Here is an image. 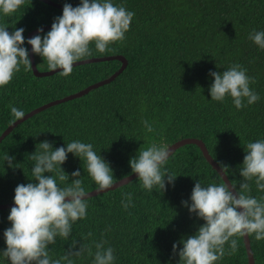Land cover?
Listing matches in <instances>:
<instances>
[{"label": "trees", "instance_id": "obj_1", "mask_svg": "<svg viewBox=\"0 0 264 264\" xmlns=\"http://www.w3.org/2000/svg\"><path fill=\"white\" fill-rule=\"evenodd\" d=\"M0 0V204L116 182L201 140L264 264V0ZM164 148V149H163ZM0 264H248L239 210L196 143L119 187L0 208Z\"/></svg>", "mask_w": 264, "mask_h": 264}, {"label": "water", "instance_id": "obj_2", "mask_svg": "<svg viewBox=\"0 0 264 264\" xmlns=\"http://www.w3.org/2000/svg\"><path fill=\"white\" fill-rule=\"evenodd\" d=\"M44 1L49 2V3L53 4V5L61 7V8H65V9L68 8V7H64V6L60 5V4H57L55 2H52L50 0H44ZM70 21H72V19L61 20V21H58V22L48 23V24H45V25L40 26L38 28H34V29L30 30L27 33L28 56H29V60L31 62V68L33 70V74L36 77L52 75L55 72L60 71L61 69H64V68L69 67L71 65H75L77 63H90V62H94V61L117 59V60H119L121 62V66L109 78H107L106 80L95 82V83L87 86L86 88H84L82 90H79V91L74 92L72 94H69V95H66L64 97L58 98L56 100L49 101V102H47L45 104H42V105L34 108L31 111L25 113L21 117L17 118L7 128H5V130H3V132L0 134V142L2 141V139L6 135H8L11 132V130L16 125H18L19 123H21L25 119L33 116L34 114L38 113L39 111L44 110L45 108H47V107H49L51 105H54V104H57V103H60V102L66 101V100H71L73 98H76L78 96L86 94L87 92H89V90L91 88L98 87V86L104 84V82L113 79L126 66V64H127L126 58L124 56L120 55V54H116V55H109V56H103V57L86 58V59H82L80 61L73 62L72 64H63V65L57 66L55 68H52L50 70H43V71L38 70L37 66L35 64V56H34V42H33L34 36L39 35L40 33L44 32V31H47L49 29L63 26V25L67 24ZM191 142L196 143L199 146V148H200L203 156L205 157V159L209 162V164L216 171H218V173L220 174V176L224 180L225 184L227 185L228 189L230 190V193L233 196V198H234V200L236 202L237 208L239 210L243 241H244L245 248H246V251H247V256H248V264H254V258H253V254H252V251H251V248H250V240H249L247 226H246L244 206L241 203V201H240V199H239L234 187L232 186L231 182L227 178L225 172L213 160V158L209 154V152H208L206 146L204 145V143L201 140H197V139H194V138H183V139H180V140L176 141L175 143L169 145L168 148L166 150H164L161 154L155 156L146 165L140 167L139 169H137L136 171L132 172L128 176H126V177H124V178H122V179H120V180H118L116 182H113V183H111V184H109L107 186H104L102 188H97V189H94V190H92L90 192L82 193V194H78V195H65V196H57V197L39 198V199H34V200H26V201H19V202H11V203H6V204H0V208H3V207L27 206V205H33V204H47V203H56V202H62V201L77 200V199H82V198H86V197L95 195L98 192H101L103 190H108V189H113V188L119 187V186H121L123 184L128 183L131 179H133V178L145 173L149 169H151L157 163H159L164 158H166L173 150H175L180 145H183L185 143H191Z\"/></svg>", "mask_w": 264, "mask_h": 264}, {"label": "clouds", "instance_id": "obj_3", "mask_svg": "<svg viewBox=\"0 0 264 264\" xmlns=\"http://www.w3.org/2000/svg\"><path fill=\"white\" fill-rule=\"evenodd\" d=\"M60 4V3H59ZM60 5H62V6H64V7H68L67 9L70 11V12H73L72 11V9L69 7V6H67V5H63V4H60ZM58 7V6H57ZM65 9V8H64ZM59 21H61V20H59Z\"/></svg>", "mask_w": 264, "mask_h": 264}, {"label": "rangeland", "instance_id": "obj_4", "mask_svg": "<svg viewBox=\"0 0 264 264\" xmlns=\"http://www.w3.org/2000/svg\"><path fill=\"white\" fill-rule=\"evenodd\" d=\"M59 20L55 21V22H58ZM164 149V148H163Z\"/></svg>", "mask_w": 264, "mask_h": 264}]
</instances>
